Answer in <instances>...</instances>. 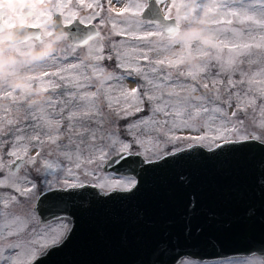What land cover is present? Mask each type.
<instances>
[{
	"label": "snow or ice",
	"instance_id": "obj_1",
	"mask_svg": "<svg viewBox=\"0 0 264 264\" xmlns=\"http://www.w3.org/2000/svg\"><path fill=\"white\" fill-rule=\"evenodd\" d=\"M27 2L12 0L19 7L0 12V44L4 29L22 23L31 35L9 49L16 55L43 47L57 30L63 38L32 76L34 87L52 92L43 107H14L17 91L0 87V100L8 101L0 106V264H41L71 241L82 198L134 194L142 174L170 158L229 145L264 150V0ZM202 23L201 32L183 31ZM153 43L163 57L152 55ZM177 46L185 54L170 57ZM81 48L86 59L76 56ZM193 56L195 71L185 68ZM186 91L198 101H182ZM166 250L172 257L162 264H211L175 241L154 255ZM228 264H264V241Z\"/></svg>",
	"mask_w": 264,
	"mask_h": 264
},
{
	"label": "water",
	"instance_id": "obj_2",
	"mask_svg": "<svg viewBox=\"0 0 264 264\" xmlns=\"http://www.w3.org/2000/svg\"><path fill=\"white\" fill-rule=\"evenodd\" d=\"M80 28L77 23L68 31ZM73 211L71 241L41 264H148L149 258L162 264L172 253H154L166 240L196 257L237 256L264 241V150L194 148L145 171L134 194L88 195Z\"/></svg>",
	"mask_w": 264,
	"mask_h": 264
},
{
	"label": "rangeland",
	"instance_id": "obj_3",
	"mask_svg": "<svg viewBox=\"0 0 264 264\" xmlns=\"http://www.w3.org/2000/svg\"><path fill=\"white\" fill-rule=\"evenodd\" d=\"M55 0H50V3H54ZM177 2H180V0H177ZM184 2H188V0H184ZM9 3L11 5V7L8 10H14L16 9L17 6L16 4L12 3V0H9ZM19 26V24H18ZM208 25L206 23H202L201 25L197 26V27H191V28H185L183 31L185 33L188 34H195L198 32H201L202 30H204L205 28H207ZM100 31L103 33H107L108 32V28H102L100 29ZM180 39L183 38V35L181 37H179ZM4 43L0 44V46H3L5 44H8L9 42L7 40H5L4 38H2ZM53 39V37H52ZM52 39L50 41H48L43 47L47 46L48 44H50L52 42ZM112 40L115 41H119L122 38L118 37V36H112L111 37ZM155 40V38H153ZM204 39H207V37H204ZM104 43L107 45L109 43L108 40H105ZM129 43H137V41H129ZM17 46V44H16ZM56 51H57V43H56ZM41 47V48H43ZM151 47L153 48V56L156 57H163L165 55L164 52L161 51V45L159 43H153L151 45ZM14 48V47H8L4 52L0 53V55H4V56H15V62L13 64H9L6 66L3 74H2V78H0V87H6L10 90H15L17 91V98H16V104L14 105V107H20L24 110H38L39 108L43 107L47 101L52 99V92H43L41 90L40 87L36 86L34 87L33 84L35 83V81L32 79V76L34 74V72L37 70L38 65L41 63H47L48 59L51 55H49L48 57H46L45 59L41 60V61H37V62H32L29 63L25 54L28 53L29 51H36L39 50L41 48H37L35 50H29L27 52H25L22 55H16L12 52L9 51V49ZM55 51V52H56ZM85 49L81 48L78 49L76 52V56L79 57H85ZM108 51H110L109 48H105V53H107ZM185 53L180 50L177 47L173 48L172 51L168 54L170 57H180L183 56ZM86 59V57H85ZM70 60H75V57H70ZM87 62V60H86ZM105 65H107L108 67H112L114 62H109V61H104ZM200 64V60L197 59L195 56H193V58H191L190 60L187 61L185 68L186 69H191L193 71H195L197 69V67ZM12 68H16L17 71L14 75H9L8 72L10 69ZM17 81L22 82L23 84L27 85L28 87L25 89H19V88H14L11 85L15 84ZM189 88L192 85V81H189ZM129 87H131V84H128ZM162 91H164L165 93H171L172 89H163ZM205 95H208V92L204 93ZM180 99L184 102H187L188 104H194L198 101L199 99V94L197 95H193L191 91H186L183 93V95L180 97ZM34 101H39L38 103H33ZM8 104L7 100H0V106L6 105ZM146 107V111L139 113L140 116H144L147 114V105ZM130 119H136V117H130ZM128 121L122 120L120 121L121 124L127 123ZM53 131L56 130V126H53ZM59 175V174H57ZM236 256H232V257H228V258H224V259H218V260H211V264H228V261L235 259Z\"/></svg>",
	"mask_w": 264,
	"mask_h": 264
},
{
	"label": "clouds",
	"instance_id": "obj_4",
	"mask_svg": "<svg viewBox=\"0 0 264 264\" xmlns=\"http://www.w3.org/2000/svg\"><path fill=\"white\" fill-rule=\"evenodd\" d=\"M19 6V5H17ZM11 7L9 0H0V12H3ZM25 8H31L32 3L31 0H28L27 3L24 5ZM21 20H24V17L21 18ZM4 31L3 38L7 40L9 43L5 44L3 46H0V53L4 52L8 47H15L17 42L20 39L26 38V36H30L31 33L28 31V28L25 23H22L17 27V29L14 32H8L6 29ZM22 33H25L26 35H21ZM63 38V34L61 32H56L53 36L52 42L48 44L47 46L36 50V51H29L25 54L27 60L29 63L37 62L45 59L52 53L56 51V41ZM15 62V56H4L0 55V78H2V74L6 68L7 65L13 64ZM14 88L19 89H25L28 86L23 84L20 81H17L15 84L11 85ZM39 101H34L33 103H38Z\"/></svg>",
	"mask_w": 264,
	"mask_h": 264
}]
</instances>
